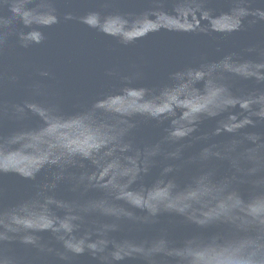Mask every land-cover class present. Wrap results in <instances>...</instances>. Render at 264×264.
Wrapping results in <instances>:
<instances>
[{"label": "water", "instance_id": "95a60500", "mask_svg": "<svg viewBox=\"0 0 264 264\" xmlns=\"http://www.w3.org/2000/svg\"><path fill=\"white\" fill-rule=\"evenodd\" d=\"M0 264H264V0H0Z\"/></svg>", "mask_w": 264, "mask_h": 264}]
</instances>
